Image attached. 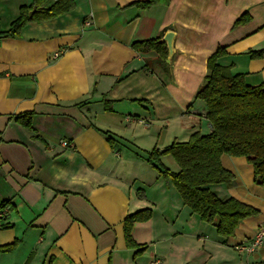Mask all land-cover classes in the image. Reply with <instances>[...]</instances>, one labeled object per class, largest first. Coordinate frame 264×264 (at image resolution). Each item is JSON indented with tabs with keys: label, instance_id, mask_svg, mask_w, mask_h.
I'll list each match as a JSON object with an SVG mask.
<instances>
[{
	"label": "crops",
	"instance_id": "0c3cea01",
	"mask_svg": "<svg viewBox=\"0 0 264 264\" xmlns=\"http://www.w3.org/2000/svg\"><path fill=\"white\" fill-rule=\"evenodd\" d=\"M75 1L71 13L31 23L23 39L0 45V203H10L0 212V247L19 245L0 254V264H191L194 215L147 162L143 144L162 149L211 133L196 96L218 48L227 53L222 66L250 86L264 83V56L249 55L264 51V0H172L148 10L133 5L148 0ZM32 3L0 0L1 31ZM246 13L250 21L236 26ZM170 32L174 53L164 64L157 52L133 48ZM27 112L35 132L16 121ZM222 163L236 180L212 189L260 214L233 237L218 236L200 261L221 255L217 264H264V248L249 256L234 250L264 230V186L245 158L224 155ZM144 209L153 217L132 236L148 249L136 257L125 219Z\"/></svg>",
	"mask_w": 264,
	"mask_h": 264
},
{
	"label": "trees",
	"instance_id": "16d2710c",
	"mask_svg": "<svg viewBox=\"0 0 264 264\" xmlns=\"http://www.w3.org/2000/svg\"><path fill=\"white\" fill-rule=\"evenodd\" d=\"M171 1L148 0L133 5L148 10L154 6H168ZM76 6L75 0H33L30 6L21 8L20 16L7 32L0 29V45L5 39H23L24 28L29 24L60 18L74 11ZM34 7H37V11L30 18L29 14ZM250 19L246 13L237 20L236 26L244 25ZM133 48L139 53L157 52L160 63L167 61L168 49L160 42V38L136 41ZM226 55L224 48H218L209 58L206 82L196 96V100L206 105L211 133L205 135L196 132L189 141H174L163 152L158 148L145 152L147 162L167 184L175 186L184 205L203 222L214 226L218 236L225 240L233 237L245 220L257 217L260 211L234 197L222 199L212 189L218 185L232 187L236 180V176L224 167L223 156L245 158L254 169L255 184L264 186V83L250 86L245 75L234 74L230 66H222L219 61ZM249 55L252 59H259L264 56V51H252ZM105 103L109 109L107 105L111 102L105 99ZM32 116V113L27 112L18 116L16 121L25 129L35 132ZM106 136L111 145L114 144V136L110 133H106ZM166 155H170L178 165L177 172L164 164L162 158ZM9 204L0 203V212ZM127 217L125 238L128 247L136 250L137 257L148 246L135 242L132 236L134 226L136 223L150 221L153 211L144 209ZM18 246L17 242L1 246L0 254L12 253Z\"/></svg>",
	"mask_w": 264,
	"mask_h": 264
},
{
	"label": "rangeland",
	"instance_id": "374dc122",
	"mask_svg": "<svg viewBox=\"0 0 264 264\" xmlns=\"http://www.w3.org/2000/svg\"><path fill=\"white\" fill-rule=\"evenodd\" d=\"M173 127H174V130L176 131V127L175 126H173ZM202 133L203 134H208L210 132H208L207 130H204V132H202ZM174 141L175 140H172L171 143H173ZM140 143H144L143 140H140ZM155 144H156V142H155ZM155 144H153V145H151V144H143V145H145V147H148L147 148L148 152H151V151H153V149L157 148V147H155ZM166 148H162V149L158 148V149L161 152H163ZM162 160H163L164 164L168 168H170L172 171L177 172L179 170L178 165L176 164V162L174 161V159L170 155L164 156L162 158ZM193 215H194V219H195V221L193 223L194 224L193 225V229H194L193 235L194 236L191 239L188 238L186 243L187 244L191 243V246H192L191 248H192V256H193V258H192V263L191 264H202L201 261H200L201 260L200 256H203V258H204L203 253L205 251H209L208 249H211L212 241H215V239L218 237V234L216 233V229H215L214 226L203 222L198 215H196L194 213H193ZM198 224H201V225L205 226V229L199 230V228L197 227ZM197 230H199L198 234L196 232ZM189 240H191V241L189 242ZM181 242L183 243V241H181ZM220 256L219 255L214 256V258L212 260V263L213 264H217L218 259H219ZM226 256L228 258H230V259L232 257L231 255H226Z\"/></svg>",
	"mask_w": 264,
	"mask_h": 264
},
{
	"label": "built area",
	"instance_id": "2783aa9c",
	"mask_svg": "<svg viewBox=\"0 0 264 264\" xmlns=\"http://www.w3.org/2000/svg\"><path fill=\"white\" fill-rule=\"evenodd\" d=\"M59 55L56 54V57ZM62 145L64 147H69L70 144L68 142H63ZM8 210V208H6ZM264 248V230H260L256 237L253 239V241H244L241 244H238L234 247V250L242 255H252L256 251ZM154 264H160V262L157 260L154 262Z\"/></svg>",
	"mask_w": 264,
	"mask_h": 264
},
{
	"label": "water",
	"instance_id": "95a60500",
	"mask_svg": "<svg viewBox=\"0 0 264 264\" xmlns=\"http://www.w3.org/2000/svg\"><path fill=\"white\" fill-rule=\"evenodd\" d=\"M37 11V7H34L33 10L30 12L29 17L32 18L35 12ZM175 34L173 32L168 33L163 40H161V43H165L169 50V58H172V55L174 53L173 48V41H174Z\"/></svg>",
	"mask_w": 264,
	"mask_h": 264
}]
</instances>
